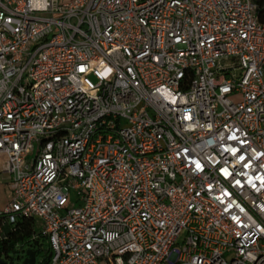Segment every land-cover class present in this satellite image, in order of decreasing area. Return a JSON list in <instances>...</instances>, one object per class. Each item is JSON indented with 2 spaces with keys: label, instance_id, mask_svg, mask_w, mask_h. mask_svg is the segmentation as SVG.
<instances>
[{
  "label": "built area",
  "instance_id": "built-area-1",
  "mask_svg": "<svg viewBox=\"0 0 264 264\" xmlns=\"http://www.w3.org/2000/svg\"><path fill=\"white\" fill-rule=\"evenodd\" d=\"M262 13L0 0V238L40 219L50 264H264Z\"/></svg>",
  "mask_w": 264,
  "mask_h": 264
},
{
  "label": "trees",
  "instance_id": "trees-1",
  "mask_svg": "<svg viewBox=\"0 0 264 264\" xmlns=\"http://www.w3.org/2000/svg\"><path fill=\"white\" fill-rule=\"evenodd\" d=\"M261 20L264 21V13L261 14ZM38 232L35 229L34 219L19 220L15 229L10 231L5 238H0V259L5 264H24L28 250L36 251L38 254L41 251L47 252V256L37 264H50L52 257V249L48 241H42L46 238L43 235L37 237ZM20 252L17 261L14 262L11 253ZM10 261V262H9Z\"/></svg>",
  "mask_w": 264,
  "mask_h": 264
},
{
  "label": "rangeland",
  "instance_id": "rangeland-1",
  "mask_svg": "<svg viewBox=\"0 0 264 264\" xmlns=\"http://www.w3.org/2000/svg\"><path fill=\"white\" fill-rule=\"evenodd\" d=\"M10 181L7 179H0V194H1V201L2 206H5L12 198V191L10 189ZM79 203L77 202V198L74 192H72V200L69 204L70 207L78 206ZM35 229L39 233L42 229V221L40 219L35 220ZM42 241H48L47 238H43ZM13 257H17L20 255V252H13L11 253ZM47 256V252L41 251L37 254V263H40L45 257ZM24 260V258H23Z\"/></svg>",
  "mask_w": 264,
  "mask_h": 264
},
{
  "label": "water",
  "instance_id": "water-1",
  "mask_svg": "<svg viewBox=\"0 0 264 264\" xmlns=\"http://www.w3.org/2000/svg\"><path fill=\"white\" fill-rule=\"evenodd\" d=\"M1 264H5L2 259H0ZM24 264H37V254L34 250L27 251V257L24 259Z\"/></svg>",
  "mask_w": 264,
  "mask_h": 264
},
{
  "label": "flooded vegetation",
  "instance_id": "flooded-vegetation-1",
  "mask_svg": "<svg viewBox=\"0 0 264 264\" xmlns=\"http://www.w3.org/2000/svg\"><path fill=\"white\" fill-rule=\"evenodd\" d=\"M10 262V261H9ZM1 264V263H0Z\"/></svg>",
  "mask_w": 264,
  "mask_h": 264
}]
</instances>
